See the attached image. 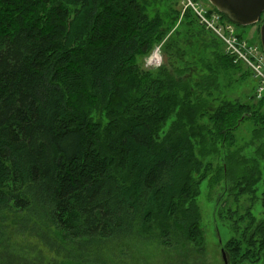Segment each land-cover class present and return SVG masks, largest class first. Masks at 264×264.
<instances>
[{
    "label": "trees",
    "instance_id": "1",
    "mask_svg": "<svg viewBox=\"0 0 264 264\" xmlns=\"http://www.w3.org/2000/svg\"><path fill=\"white\" fill-rule=\"evenodd\" d=\"M170 1L177 20L166 28L147 0H0V244L10 234L32 240L40 261L30 263L121 264L141 244H202L197 198L212 173L237 196L255 194L259 160L227 146L237 144L241 107L211 112L193 91L209 92L217 70L193 82L139 64L165 36L166 51L201 36L197 15L187 10L178 25ZM211 33L204 49L244 65ZM248 214L251 231L226 244L237 263L264 258V219Z\"/></svg>",
    "mask_w": 264,
    "mask_h": 264
},
{
    "label": "rangeland",
    "instance_id": "2",
    "mask_svg": "<svg viewBox=\"0 0 264 264\" xmlns=\"http://www.w3.org/2000/svg\"><path fill=\"white\" fill-rule=\"evenodd\" d=\"M176 1L178 2H175L173 6L180 11V14H178L179 25L186 11L190 9L193 11V9L191 7H185V0ZM192 1L195 6L205 11L206 16H208L210 20L215 21L221 26L226 25L221 13L210 11L215 7L209 1ZM147 2V13L150 17L160 15L164 21V27L168 28L177 20V16L173 15L177 12L169 8L171 3L170 0H157L156 2L147 0ZM193 12L195 13V11ZM263 20L264 15L258 23L249 26L235 27L233 35L246 41L248 45L260 48V28ZM200 23L203 25H200V29H198L201 35L200 37L189 39L185 37L179 39L180 41H178L181 44L179 51L178 48H174L172 44L170 50L166 51L164 42H166L170 35L165 36L159 43V46L151 50L148 56L139 60V64L141 67L143 65L151 69H156L161 65L167 66L174 74L181 75L178 76L179 78L192 80L193 82L199 81L203 76L209 75L210 70L208 66L212 65L217 70V84L215 83L212 89L205 93L198 92L194 85H192L193 91H197L196 94L199 98L210 103L208 108L211 112L217 110L219 105L225 101L241 107L236 115L238 119L236 122H238V124L240 122L242 123L237 131L234 130L233 132V134L236 133L237 136L239 135L238 139L235 141L237 144H234L235 147L233 148L231 147L233 143L227 146L233 152L237 150L242 151L241 155L249 159L250 163L253 162L251 160L254 158L259 160L262 170V179L256 186L254 195L237 196V190L234 188L232 182L226 180H218V182L214 183L211 182V178L214 177V173H212L210 179L207 178L200 184V194L197 198V205L201 213L200 226L203 231L202 244L190 242L186 248L182 245L168 248L155 243L141 244L137 246L130 255H124L123 253V256L121 255V264H264V258L258 261L246 260L240 263L234 262V258L226 246L230 239L235 238L242 240L241 237L246 235V231L249 230L247 227L251 220L248 214L249 212L254 214L258 221L264 219V207L261 201L264 192V159H262V156H264V145L260 146L263 139L260 138L261 140L259 139L256 143L253 139V131L257 130L260 132L259 129H261V127L263 129L262 133L264 134V120H261L260 125L258 124L260 119L264 116V102L260 101L264 96H259L256 89L257 80L255 76L254 78L253 76L251 77L249 70L252 74L253 71L246 62L240 60L244 65L240 64V66L237 65L232 67L230 64L217 61L215 53H213L215 49L213 50L209 47L206 50L203 48L204 43H202V40H209L210 37L213 38L211 32H215L206 24ZM175 30L174 28L170 34H173ZM240 34L243 38L239 36ZM220 49L228 56H235V54L228 52L226 44L224 47H220ZM254 79L256 80V88L253 89V84H255ZM193 98H196L195 95ZM175 118V114L172 115L171 119L168 121V127H166L164 131H167ZM209 124L213 127L211 123ZM223 141H225V139H223ZM219 148L220 153L212 155L215 156L213 159L215 166L222 163L223 154H225L227 149L224 142L219 144L218 149ZM260 148L262 151L259 150ZM212 156L209 158L211 159ZM208 175H210L209 172ZM250 231L251 230L248 232ZM5 239L9 242L0 244V264H32L29 262L31 258L39 263L38 254L31 250V247L27 246L32 240L14 234L5 236ZM20 245L24 248L21 249ZM19 253H23L25 259L21 260L19 255H17ZM223 254L226 256L227 263L225 262ZM14 255H17L16 259H14ZM45 256L46 259H50L53 257V254L45 253ZM44 262L45 260H43V264ZM40 264H42V262Z\"/></svg>",
    "mask_w": 264,
    "mask_h": 264
},
{
    "label": "built area",
    "instance_id": "3",
    "mask_svg": "<svg viewBox=\"0 0 264 264\" xmlns=\"http://www.w3.org/2000/svg\"><path fill=\"white\" fill-rule=\"evenodd\" d=\"M186 8L191 7L198 16L200 22L211 28L215 34L222 39L228 47V52L235 54L239 60H243L252 69L257 80V91L259 96H264V52L256 46H251L246 41L233 35L234 24L225 20L226 25H218L215 21L206 16L205 11L194 5L192 0H185Z\"/></svg>",
    "mask_w": 264,
    "mask_h": 264
},
{
    "label": "water",
    "instance_id": "4",
    "mask_svg": "<svg viewBox=\"0 0 264 264\" xmlns=\"http://www.w3.org/2000/svg\"><path fill=\"white\" fill-rule=\"evenodd\" d=\"M232 23L249 26L261 21L264 15V0H207ZM260 40L264 51V20L260 28ZM225 262L227 263L226 256Z\"/></svg>",
    "mask_w": 264,
    "mask_h": 264
}]
</instances>
